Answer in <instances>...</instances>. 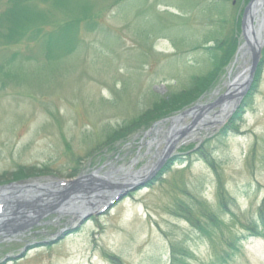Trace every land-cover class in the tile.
<instances>
[{
	"label": "rangeland",
	"instance_id": "1",
	"mask_svg": "<svg viewBox=\"0 0 264 264\" xmlns=\"http://www.w3.org/2000/svg\"><path fill=\"white\" fill-rule=\"evenodd\" d=\"M26 2L36 18L21 19L11 35L10 24L0 22V186L16 178L18 168L33 166L43 171L29 174V181L43 186L28 188L40 196L30 207L38 217L26 214L18 228L16 219L0 222V264H170L171 243L189 249L179 264H264L261 223L263 235H249L264 197V68L240 122H229L255 76L232 112L241 90L233 97L228 84L242 61L248 66L251 60L239 52L245 0ZM12 5L0 0V14ZM50 29L46 50L42 33ZM218 43L223 51L206 50ZM214 54L222 62L212 84L176 103L200 96L148 128L117 133L140 114L169 106L159 97L209 72ZM224 103L226 115L214 121ZM173 127L177 141L162 153ZM205 148L216 173L200 156ZM162 158L158 171L172 165L154 176ZM126 172L140 177L124 181ZM59 180L67 184L59 188ZM91 188L101 190L99 201L83 214L50 206L58 195ZM180 206L207 231L189 223ZM207 211L220 222L207 220ZM234 235L246 237L237 251L227 245Z\"/></svg>",
	"mask_w": 264,
	"mask_h": 264
},
{
	"label": "trees",
	"instance_id": "2",
	"mask_svg": "<svg viewBox=\"0 0 264 264\" xmlns=\"http://www.w3.org/2000/svg\"><path fill=\"white\" fill-rule=\"evenodd\" d=\"M26 1L27 0H11L13 5L10 6L8 9H6L4 12H2L0 14V22L5 21L8 24H10V26L8 28L9 32L7 33V35H11V33L15 31V28L17 27V25L21 21V19L36 18L35 14H37V13L35 11L29 10V5ZM248 1L249 0H245V3ZM238 20H239V26H240L241 16L239 17ZM53 32H54V29L53 30L50 29L49 31H46V33H44V34L41 32L43 37H45V39H47L46 46H45L46 50L48 49L49 45L52 42L51 37L53 35ZM11 37L8 36L7 38H11ZM17 39H19V38H17ZM51 46H52V44H51ZM235 47H236V36H235V39H233V42L230 43V45L228 46L229 50L227 49L228 52L226 53V59L227 60H229V58H230L232 48L234 51ZM208 49L217 50V51L221 50V49H222V51L224 50L221 43L213 45L212 48L206 47V50H208ZM220 62H222V57L220 58V55L214 54V56H213L214 67L209 72H207L203 76H193L192 80H191V85L188 88L184 89L183 91L174 92V93L170 94L168 97H164V96L159 97L157 102H160V103L169 102V106H164V109L162 111H158L157 109L154 110L152 112V115H148V113L151 114V112H149V111L147 113L140 114L137 117L138 119L136 118V119L131 121L130 126L128 125L129 126L128 128H126L127 127L126 126V127H124V129L119 130L117 133L119 135H122L125 132L128 133L129 131H135V130H139L142 128L143 129L148 128L152 124V122H154L155 120H159L161 118L169 116V115L173 114L175 111L182 109L185 105H188L191 101H193L198 96H200L199 95L200 93H196L192 97L188 98L187 101H185V102L176 103V101L179 100L178 98L180 96L187 95V93L190 91H192V93L194 94V92L199 90L200 88L203 90L205 87L210 86L212 84L213 80L217 76V68H218ZM263 68H264V47L261 51V57H260L259 63H258L257 68H256V72H255V76H254L252 85H251L249 91L247 92V94L244 96V99L239 106L240 108L237 110V112L235 111L234 117L229 121L231 123V125H233L234 123L240 122L242 114L247 109V107H249L251 105L252 95L255 93V89H256L258 82L260 80V75L262 73ZM147 115H148V117H146ZM221 132L218 134V136L225 137L226 133H221ZM223 132H225V131H223ZM201 149H203V148H201ZM201 149L198 150L201 158L205 159L207 161V163L209 164V166L215 171L214 158L211 157L210 153L207 151L206 148H205V150H201ZM171 163L172 162H170L166 166V169L164 167L165 171H164V169L160 170L159 173L157 174V176L158 175L160 176L161 173L169 170L170 165H172ZM25 169L24 168H18V170L13 172L12 175L15 176L16 178H14L12 180L29 178V177H32L29 174H33L36 172H42L43 171L42 168H36L34 166L32 168L30 167V168H25ZM215 173H216V171H215ZM217 178L219 179L218 175H217ZM221 192H222L221 189H219L218 209L222 211V209L223 208L225 209V207H226V200L223 197V195L221 194ZM180 204H182V203L180 202ZM201 207H204V210H206L205 209L206 207L203 203H200L199 208H201ZM257 210H258V214H257L256 219L253 221V224H255V225L252 226L253 228L250 230L251 231L249 233L250 236L263 235L262 230H257V228H258L259 224L261 223V228L264 229V197H263L261 204L259 205ZM180 212L182 213L181 215L189 223L194 225L200 231H202V232L207 231V228L199 223L198 218H196L195 215L192 214V210H190L189 207L182 206L180 208ZM205 216H206L207 220L211 219V220H213V222L215 224H218L220 222V220H217L218 218H217V215L214 211H207ZM245 239H246V237L244 235H239V236L234 235L231 237L230 242L227 243V245L229 248L233 249L234 251H237L239 242L242 240H245ZM170 246H171V255H172V263H170V264H179V263H181V259L184 260L185 257L189 256V249L187 247L176 244V243H171Z\"/></svg>",
	"mask_w": 264,
	"mask_h": 264
},
{
	"label": "bare ground",
	"instance_id": "3",
	"mask_svg": "<svg viewBox=\"0 0 264 264\" xmlns=\"http://www.w3.org/2000/svg\"><path fill=\"white\" fill-rule=\"evenodd\" d=\"M263 1L264 0H256L255 1L254 6L252 7V9L249 13V15H250L249 17H254L256 19V17L258 16V12H259L260 8H262ZM250 26H251V24H250ZM245 30H246V34L249 36L253 46L254 45L259 46L260 44L262 45V41L264 39V24L258 28H256L255 26H253V28H251V27H249V25H247ZM253 30L256 33L259 32L256 34V40L257 41H255V39H253L254 38L252 35ZM245 50L247 51V46L245 44H242L239 52L243 54L245 52ZM240 57L244 58L243 55H241ZM243 61H244V63L242 64V70L240 72H238L237 75L233 76L232 80L228 84V86H229L228 91H232L233 97H235L236 94L239 92V90H241V88L243 87L245 77H246V74L248 72V66H246L245 60H243ZM232 95H231V97H232ZM231 102H232V100H229V102H227V104L229 103L228 106L230 105ZM231 106H232V104H231ZM227 108L228 107H226V104L224 106H222L221 110H219L216 113V115H214V117H216V118H214V121H220L219 118L224 117V115H226V112L228 111ZM180 119H181L180 117L174 118L172 124L174 126H177V123L180 122ZM176 133H177V128H175V127H173L171 130H169L168 138L166 140L167 143L175 140ZM139 177L140 176H138V173L135 175V177H132L131 175L128 174V172H126V174H124L123 177H121V179L124 181H127V182H133V181H137ZM38 185L40 186V184H38ZM97 192L100 193L101 190L99 191V190H97V188H91L88 190H80L78 193L71 195L70 197H73V198L72 199L69 198V200L64 202L63 204H61L62 199L60 200V198L62 196L58 195L59 197H57L53 203H50V206L56 204V209L58 210V212H70L73 214H79V213L85 212V210L91 209L92 205L97 203V202H94L93 204H90L91 202L89 201L90 199H92V197H95V198L98 197V195L97 196L95 195ZM96 201H98V198ZM24 208L28 209L26 206H24ZM38 213L39 212H34L31 210L30 215L31 216H34V215L37 216V215H39ZM21 215H23L22 212L21 213L20 212L10 213V214H6L4 216V219L10 220L13 217V218H17V221H21ZM24 219L27 220L26 218H24ZM24 223H25V221H21V223L18 222L13 227L14 228H16L17 226L19 227L20 225H22Z\"/></svg>",
	"mask_w": 264,
	"mask_h": 264
},
{
	"label": "water",
	"instance_id": "4",
	"mask_svg": "<svg viewBox=\"0 0 264 264\" xmlns=\"http://www.w3.org/2000/svg\"><path fill=\"white\" fill-rule=\"evenodd\" d=\"M255 4V0H250L247 5L245 6V9L243 11V16H242V23H241V26H242V35H243V38H244V44L247 46V51L250 53V65L248 66V72H247V75L245 77V81H244V84H243V87L241 88V91L239 92L238 94V98H237V101L236 103L234 104V107L237 106L238 102L240 101L241 97L245 94V92L248 90L249 86H250V83L252 81V78H253V75L255 73V70H256V67H257V64H258V61H259V55H260V47L261 45L259 46H253L252 45V42L249 38V36L246 34V27L247 25H249V27L253 28V24L251 23L252 21V17H249V13L252 9V7L254 6ZM251 24V26H250ZM264 24V15L259 19V21H256V24H255V27L258 28V27H261L262 25ZM253 25V26H252ZM259 33V32H257ZM254 30L252 32V35H253V39L256 40V34H257ZM174 144V143H173ZM172 144V145H173ZM161 162L158 163V166H157V170L161 167L164 159L162 158L160 160ZM156 170V171H157ZM68 195V194H67ZM123 195V194H122ZM66 196V195H65ZM69 198H73V197H67V198H64L61 200V204H63L64 202L68 201ZM66 199V200H65ZM35 200V199H34ZM28 207L30 206V204L27 205Z\"/></svg>",
	"mask_w": 264,
	"mask_h": 264
}]
</instances>
